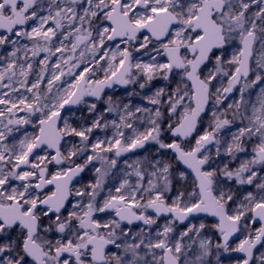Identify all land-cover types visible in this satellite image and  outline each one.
Here are the masks:
<instances>
[{"label": "snow or ice", "instance_id": "obj_1", "mask_svg": "<svg viewBox=\"0 0 264 264\" xmlns=\"http://www.w3.org/2000/svg\"><path fill=\"white\" fill-rule=\"evenodd\" d=\"M230 252L264 264V0H0V264Z\"/></svg>", "mask_w": 264, "mask_h": 264}, {"label": "rangeland", "instance_id": "obj_2", "mask_svg": "<svg viewBox=\"0 0 264 264\" xmlns=\"http://www.w3.org/2000/svg\"><path fill=\"white\" fill-rule=\"evenodd\" d=\"M109 43H112V42H109ZM231 54V51H229L228 55ZM136 56H139L140 54L137 53L135 54ZM145 60L147 59V57L144 58ZM215 83V82H214ZM164 82L163 81H154L153 82V87H161L163 86ZM131 91V87L128 88V89H124V90H116V91H113L111 93H108L107 95H111L113 96L114 99H118V100H122V101H125L127 102L129 97H128V93ZM253 95L250 97L253 101L255 100V93L258 92V88L257 89H253ZM246 98H248V95L246 94ZM132 103L133 105H143V106H148L145 104V102L143 100H141L139 97H132ZM239 99V91H235L234 92V95L231 99L227 98L224 102H223V105L221 106L222 108L223 107H226L228 104H231V103H234L236 102L237 100ZM103 107V106H101ZM83 115L87 116V113H84ZM208 116H210V113L207 114ZM205 122L207 123V116L205 118ZM77 123H79V121L77 120ZM26 131L28 132H33L34 129L31 127V126H27ZM234 130V129H233ZM23 131V130H22ZM109 133H110V130H109ZM93 137H103L105 134L103 132H98V131H94L92 133ZM69 139H78V138H69ZM149 149H152L154 148V146H148ZM146 151L143 149L140 153L138 154H135L133 156H130L128 158H126L127 160H131V159H134V158H143L144 155H146ZM124 159V160H126ZM124 160H121L118 162V167L119 168H123L125 167L124 165ZM52 170H55L54 166H50V171ZM93 179V173H92V170H91V166H89V168L87 169V173L86 175L84 176V178L75 186L77 188H80V187H83L85 186L89 181H91ZM134 179V178H133ZM204 220L208 221V222H211L212 219L210 218H203ZM166 219H161L160 223L163 224L165 222ZM199 220L201 219H198V220H195L194 222L195 223H198ZM182 227V226H181ZM209 235H211L209 233ZM238 243V239L236 241H234L232 243V246L235 247V245ZM240 256H238V253H224L220 256V264H237V261L239 259ZM213 261H214V264H215V258H213Z\"/></svg>", "mask_w": 264, "mask_h": 264}, {"label": "water", "instance_id": "obj_3", "mask_svg": "<svg viewBox=\"0 0 264 264\" xmlns=\"http://www.w3.org/2000/svg\"><path fill=\"white\" fill-rule=\"evenodd\" d=\"M112 43H114V42H112ZM124 89H125V88H122V87H120V86H114L112 89H106L105 91H106V94H108V93H111V92L116 91V90H124ZM234 92H235V91H234ZM234 92H233L231 95L228 96L229 99H231V98L233 97ZM64 115H67V111L64 113ZM142 150H143V149L138 150L136 153H129L127 156H122L120 159H121V160H124V159H126V158H128V157H130V156H133V155H135V154L140 153ZM86 173H87V169L85 170V172L81 173L80 176L76 177V179L73 181V185L76 186V185H77V184H78V183L84 178V176L86 175ZM203 218H205V217H199V218H196L195 220L203 219ZM207 218L213 219V218H211V217H207ZM162 219H167V218H162ZM195 220H194V221H195ZM194 221H193V222H194ZM237 239H238L237 237H234L230 243L232 244V243H233L234 241H236ZM238 256H240L239 253H238Z\"/></svg>", "mask_w": 264, "mask_h": 264}]
</instances>
